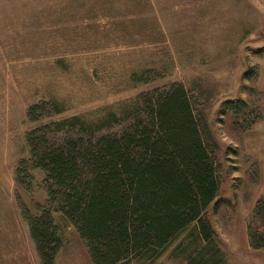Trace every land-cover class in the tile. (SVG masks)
Wrapping results in <instances>:
<instances>
[{
    "label": "rangeland",
    "instance_id": "374dc122",
    "mask_svg": "<svg viewBox=\"0 0 264 264\" xmlns=\"http://www.w3.org/2000/svg\"><path fill=\"white\" fill-rule=\"evenodd\" d=\"M250 67L256 77L244 78ZM172 82L185 86L217 144L220 189L207 216L225 264H264V246H250L247 230L264 196V0H0V264H41L16 200L32 213L47 200L40 168L28 170L30 189L17 182L26 133L109 112L119 120L100 132H118L141 93ZM227 98L246 99L261 118L235 126L217 114ZM37 102H47V114L32 122L26 112ZM54 217L62 238L55 264H93L76 228ZM184 235L155 260L127 264H186L174 256Z\"/></svg>",
    "mask_w": 264,
    "mask_h": 264
},
{
    "label": "trees",
    "instance_id": "16d2710c",
    "mask_svg": "<svg viewBox=\"0 0 264 264\" xmlns=\"http://www.w3.org/2000/svg\"><path fill=\"white\" fill-rule=\"evenodd\" d=\"M256 75V67L243 73ZM46 105L31 104L27 118L40 120ZM217 114H230L244 130L262 116L244 98L224 99ZM120 117L126 124L118 132H100L119 120L109 112L97 122L72 115L26 133L29 158L18 162L17 182L30 189L28 170L40 168L47 200L37 213L16 200L41 264H55L62 246L54 212L76 228L93 264L151 262L182 234L174 256H184L186 264H225L207 216L220 189L217 144L185 86L172 82L143 92ZM247 230L250 246L263 247L264 196Z\"/></svg>",
    "mask_w": 264,
    "mask_h": 264
}]
</instances>
